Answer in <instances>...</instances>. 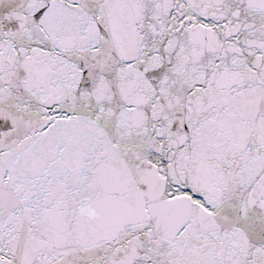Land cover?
Wrapping results in <instances>:
<instances>
[{"label":"snow or ice","instance_id":"1","mask_svg":"<svg viewBox=\"0 0 264 264\" xmlns=\"http://www.w3.org/2000/svg\"><path fill=\"white\" fill-rule=\"evenodd\" d=\"M0 264H264V0H0Z\"/></svg>","mask_w":264,"mask_h":264}]
</instances>
